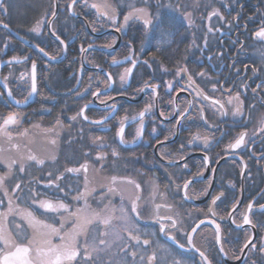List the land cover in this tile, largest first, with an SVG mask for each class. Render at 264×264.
<instances>
[{"label": "flooded vegetation", "instance_id": "af4514ba", "mask_svg": "<svg viewBox=\"0 0 264 264\" xmlns=\"http://www.w3.org/2000/svg\"><path fill=\"white\" fill-rule=\"evenodd\" d=\"M70 2L3 0L0 9V124L10 113L17 121L7 126L9 135L0 133V232L17 244L35 237L33 259L37 248L48 251L40 240L50 239L52 245H78L82 255L86 244L105 249L97 255L89 247L90 264H149L153 255L151 264H170L173 257L182 264H264V39L255 36L264 26V0H87V6L78 0L69 11ZM133 8L147 10V30L142 20L125 23ZM214 11L219 15L209 19ZM164 39L171 43L162 44ZM132 61L133 72L122 83ZM33 62L37 91L29 96ZM148 105L141 122L139 113ZM237 106L242 114L234 117ZM97 120L103 123H92ZM121 127L124 143L117 134ZM245 131V143L230 148ZM197 135L201 139H193ZM186 181L194 182L183 199ZM17 184L22 191L13 192ZM33 192L37 200L67 203L79 219L63 209L45 213L33 205ZM133 201L139 219L131 213ZM121 209L139 229L132 238ZM27 212L58 229L63 223V229L37 236L48 230L34 231ZM96 215L112 217L110 224L93 219L85 234L67 239L77 223ZM244 215L251 223L243 222ZM172 220L179 221L176 228ZM145 239L151 243L143 244ZM7 251L0 243V257Z\"/></svg>", "mask_w": 264, "mask_h": 264}, {"label": "snow or ice", "instance_id": "6c2138e0", "mask_svg": "<svg viewBox=\"0 0 264 264\" xmlns=\"http://www.w3.org/2000/svg\"><path fill=\"white\" fill-rule=\"evenodd\" d=\"M144 2L147 3V0H144ZM76 3H78V0H71V2L67 6L68 10L72 11V9H73V7H74V5ZM84 3L87 6V0H84ZM91 7L97 8L98 6L93 4V5H91ZM2 8H4V3H3V0H0V9H2ZM5 11H7V10L5 9ZM104 14L107 15V13H104ZM52 15L53 16L56 15L55 11H53ZM186 15H189V14H186ZM212 15H219V12L218 11H214V12L210 13L209 14V19H211ZM108 18L112 19L113 22H115L114 16H108ZM132 19L142 20L143 24H144V27H145V30H147L149 25L152 23V19L149 18L148 12H147V10L145 8H139V9L133 8L132 12H130L128 15H126L124 17L125 23H127L129 20H132ZM154 19H158V16L154 17ZM221 19H223V17H221ZM189 23L191 24L192 21L189 20ZM3 26L5 28L8 27L7 24H5ZM121 27H123V25H121ZM117 30H119V29H117ZM32 31L39 32L40 29L37 27V28L32 29ZM209 31L211 32L212 29L209 28ZM161 34H162V36H166L167 35V33H166V31L164 29H161ZM53 35H56V33L53 32ZM255 36L260 38V39H264V26H262L255 33ZM56 39L60 40L61 44H64V41L61 40L59 36H56ZM163 43H171V41H169L167 39H164V40H162V44ZM107 46L111 47V45H107ZM89 47H91V45ZM39 50L41 52H43L45 56H48V53L45 52L43 48H40ZM81 51L84 52V51H86V49H84L82 47ZM49 59H55V57H51L50 56ZM126 59L131 60V57H127ZM112 63L116 64V63H119V61H117L116 58L113 57ZM145 63H147V62L145 61ZM134 67H135V61H132V67L126 68L124 74H122L119 77V79L121 80L122 83H126L127 82V78H128V76H130L132 74ZM35 69H36V65H35V62H33V65H32L33 78H32V84H31V90L29 92V96H31L32 94L36 93V91H37L36 79H35ZM189 79H191V77ZM5 80H7V77H5ZM107 80L109 82L112 81L111 74L108 75ZM107 86L111 87V83H108ZM5 87H7L6 84H5ZM169 87H171V85H169ZM152 88H153V93L155 94V86H152ZM0 95H2V94H0ZM92 95L93 96H98L99 92H93ZM8 96L9 97L12 96L11 91H8ZM205 98H207V97H205ZM27 99H28V97H25V101ZM101 102L103 103L104 101H101ZM16 103L17 104L21 103V101H16ZM85 108H87V105H85ZM150 109H151V105H148V106L145 107L144 110H142L139 113V116L141 118V122L143 121L145 113L150 111ZM185 111H187V109H185ZM83 113H84V108L81 109L80 115H83ZM241 114H242V112H241V108L239 106H237L232 111V115L234 117L235 116H240ZM183 115H184V113L181 112L179 114V116H177V123L178 124L181 122L180 117H182ZM221 115H227V113L222 112ZM76 118H77L76 116L71 117L72 120H75ZM165 118L167 119V117H165ZM201 118H203V117H201ZM84 119H87V117L85 116ZM105 119H106V117H105ZM16 122H17L16 121V115L10 113L6 118L3 119V123L0 124V133L5 134V135H9V133L7 132V126L11 125V124H15ZM92 123L101 124V123H103V121L97 120V121H92ZM260 124L262 126L260 130L264 131V118L261 119ZM153 131H155V129H153ZM117 134L120 136L121 143H124L125 142L124 141V135H123L124 134V129L122 127L118 130ZM136 135H137V137H140L142 135V126H141V129L137 131ZM246 135H247L246 131L245 132H241L239 134L238 138H236L234 143H231L229 145V147L232 148V149H237V148L241 147V145H243L245 143V136ZM96 139L99 140L100 137H97ZM193 139H201V138L197 135V136L193 137ZM203 140H204L205 146H207L208 138L204 137ZM112 155L116 156V155H118V153L113 151ZM100 158H101L100 155H98L97 159H100ZM27 159L28 160H35L37 164H43L44 163L43 160H38L35 156H28ZM206 159L207 158H205V161H206ZM0 162H2V161H0ZM11 163H16V161H12ZM10 167H11V165H9V168ZM81 167H84V166L82 165ZM185 167H186V165H185ZM24 170H25L24 166L21 165L20 171L23 172ZM78 170L79 169H76V168L66 169V171H68V172H76ZM86 170L87 169H85V171ZM51 175L52 174L49 173V176H51ZM61 178H62L61 176H56V180H60ZM129 182H131V181H129ZM193 182L194 181H186L184 183L183 189L185 191V196L183 197V199L189 198L188 194H187V190L189 189L190 185ZM3 183H4V178L0 177V188L3 187ZM51 183H52V181L50 180L49 184H51ZM57 187L59 188V185H57ZM136 187L139 189L140 185H136ZM18 189L22 191L20 184L16 185V188L13 189V192L17 191ZM59 190L60 191H64L63 188H59ZM5 194L7 195V192H5ZM83 195L84 194L81 193L77 197H74V199H80V198H82ZM36 196H37V194L35 192H33L32 193V197H33L32 203H33V205H37L38 208L44 209L45 213L46 212H56L59 209H63L65 212H69L70 216H77L78 217V213H72V212L69 211V205L67 203H64L63 201H57L55 204H53V202L51 200H37L35 198ZM218 199H220L219 196L216 197L213 200V204H215L216 200H218ZM156 207L159 208L160 205H157ZM261 207L264 208V205H262ZM248 208H249V210H251L252 204H249ZM209 211H212V209L210 208ZM121 212L123 213V215L120 217V219H122L123 222H124V231L128 232L129 237L132 238V233L133 232H139V229L135 227V224L132 221V219H131V217L129 216L128 213L124 212L123 209H121ZM131 213H135L136 214V218L139 219L140 213L138 212L137 204H136L135 201H133V203H132ZM41 214L43 215L44 213H41ZM213 214H215V213H213ZM26 218L29 221V226L32 227L34 229V231L38 227H43V228H46L48 230L47 233H39V232H37L36 235L40 236V237H48V236H52V235H58L59 232L63 229V223L61 224V227L58 229L57 227H54L51 224H45V223H43V221L38 220L34 216L33 212H27L26 213ZM78 219H79V217H78ZM93 219L98 220L99 223H102L104 225H109L110 222H111L112 217L100 218L98 215H96L93 218L88 219L87 221H85L83 224L77 223L73 233H71L68 236L67 239L69 241H74L76 236L81 235V234H85L86 231H87V226L89 224L93 223ZM158 219L162 220V219H165V217H158ZM168 219H171V217H168ZM243 222L245 224L251 223V221L249 220V217L247 215H244ZM178 223H179V221L172 220L171 227L172 228H176ZM201 223H203V221H201ZM199 227H200V225H196V227H193L192 228V232H196ZM219 227L220 226L217 225V233L219 232ZM159 230L161 232H165L168 235L169 239H171L173 241L176 240V238L168 232V229L166 228V226L164 224H160ZM100 235L104 236V235H107V233H100ZM146 235H148V234L146 233ZM186 235L188 236V244L194 246L191 235L187 234V233H186ZM24 239L28 240L27 245H24L22 243L17 244V243H15L12 240V237L10 235H6V234H3L2 232H0V243H3V245L8 249L7 254L4 255L3 257H0V264H65V262H67V264H72V262H76V264H90V262L93 261V256H92L91 252L88 251L89 247L91 248L92 252H96L97 255H99L100 252L105 251V249L97 248L95 243H93L91 245H87L86 244L85 248H84V253L82 255L81 254V249H80V247L78 245H75L73 243H63V244H60V245H52L50 239H42V240H40V243H42L44 245H47L48 246V251L47 252H43L40 248H37L36 249V258L33 259L32 256H31V253L33 251L32 245L34 243H36V239H35V237L32 238V239H29L27 236H25ZM135 239L137 241H139L140 240L139 235H137L135 237ZM61 240H65V237H61ZM217 240H219V235L218 234H217ZM150 243H151L150 240H147V239L143 240V244H145V245H149ZM99 244L100 245H105L106 241L104 239H100L99 240ZM178 246L180 248H184L185 247L184 244H179ZM245 247H248V245L245 244ZM13 248L15 249L14 251L12 250ZM221 251H223V248H221ZM199 254L205 261H207V256L205 255V253L203 251H201ZM53 257H54V259H53ZM154 259H155L154 255L148 257L149 264H151V261L154 260ZM170 264H182V262H181V260H178L175 257H173L171 262H170Z\"/></svg>", "mask_w": 264, "mask_h": 264}, {"label": "water", "instance_id": "95a60500", "mask_svg": "<svg viewBox=\"0 0 264 264\" xmlns=\"http://www.w3.org/2000/svg\"><path fill=\"white\" fill-rule=\"evenodd\" d=\"M22 41H25L24 39L21 38ZM25 43H27L28 45H30L31 47H34V45L30 44V42L25 41ZM43 53V52H42ZM44 54V53H43Z\"/></svg>", "mask_w": 264, "mask_h": 264}, {"label": "rangeland", "instance_id": "374dc122", "mask_svg": "<svg viewBox=\"0 0 264 264\" xmlns=\"http://www.w3.org/2000/svg\"><path fill=\"white\" fill-rule=\"evenodd\" d=\"M14 2H17V3H19L20 2V0H13Z\"/></svg>", "mask_w": 264, "mask_h": 264}]
</instances>
